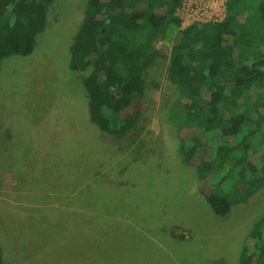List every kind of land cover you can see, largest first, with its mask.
I'll return each mask as SVG.
<instances>
[{
    "label": "rangeland",
    "instance_id": "374dc122",
    "mask_svg": "<svg viewBox=\"0 0 264 264\" xmlns=\"http://www.w3.org/2000/svg\"><path fill=\"white\" fill-rule=\"evenodd\" d=\"M182 1L185 24L226 14V0ZM196 1L202 13H192ZM86 4L54 0L32 52L1 63L4 264H240L245 238L264 214V183L237 200L261 176L221 169L213 191L234 203L226 214L212 211L195 165L183 160L177 131L190 121L180 115L167 57L147 68L136 125L125 136L101 132L90 121L88 71L68 65ZM258 150L249 158L260 165Z\"/></svg>",
    "mask_w": 264,
    "mask_h": 264
},
{
    "label": "trees",
    "instance_id": "16d2710c",
    "mask_svg": "<svg viewBox=\"0 0 264 264\" xmlns=\"http://www.w3.org/2000/svg\"><path fill=\"white\" fill-rule=\"evenodd\" d=\"M53 1L0 0V67L8 56L32 52ZM181 4L87 0L68 65L88 71L90 121L103 133L125 136L141 116L147 68L167 57L180 115L190 121L177 131L183 160L195 165L205 200L223 215L234 201L213 191L221 169L242 166V174L261 176L238 202L264 183V153L260 165L249 158L264 149V0H226L223 19L184 28L177 14ZM213 133L217 142L209 146ZM240 264H264V214L245 238Z\"/></svg>",
    "mask_w": 264,
    "mask_h": 264
},
{
    "label": "built area",
    "instance_id": "2783aa9c",
    "mask_svg": "<svg viewBox=\"0 0 264 264\" xmlns=\"http://www.w3.org/2000/svg\"><path fill=\"white\" fill-rule=\"evenodd\" d=\"M183 2V1H182ZM182 5V4H181ZM225 5H226V2H225ZM181 7V6H180ZM179 7V8H180ZM179 8L177 9V14H178V16L181 18V16H180V14H179V12H178V10H179ZM202 8H204V6H203V3L202 2H195V5H194V8L193 7H191V11H192V13H197V12H201V9ZM225 11H226V6H225ZM202 13V12H201ZM192 15V14H191ZM181 20H182V18H181ZM219 20H221V19H219ZM196 21H200V22H206V21H218V20H203V19H201V18H195V19H193V20H191L190 22H188L187 24H185V21L183 22L182 21V25H185V26H182L183 28L184 27H186V26H188V25H190V24H192V23H194V22H196Z\"/></svg>",
    "mask_w": 264,
    "mask_h": 264
}]
</instances>
